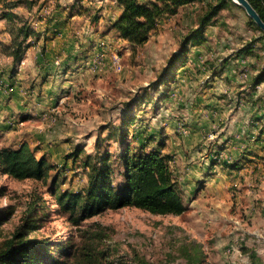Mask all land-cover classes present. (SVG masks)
Segmentation results:
<instances>
[{
  "label": "rangeland",
  "instance_id": "1",
  "mask_svg": "<svg viewBox=\"0 0 264 264\" xmlns=\"http://www.w3.org/2000/svg\"><path fill=\"white\" fill-rule=\"evenodd\" d=\"M112 1L0 0V87L5 93L14 89L11 83L31 90L34 72L28 67L35 50L46 52L53 41L55 49L67 46L69 36L81 50L78 60L90 71L84 80H96L101 88L86 87L65 113L50 110L43 114L47 126L40 124L36 131L43 125L50 133L62 123L69 132L57 140L70 144L53 153L47 148L57 145L51 134L25 131L27 127L21 123L22 128L16 127L18 121L10 118L0 121L8 126L0 128V150L17 149L27 140L39 158L46 157L53 165L48 182L17 180L0 171V250L37 213L41 221L26 237L50 245L47 264L68 262L74 254L83 259L84 254L94 252L101 257L99 264H193L196 257L212 264H264V93L252 97V75L245 89L237 86L232 94L227 90L232 83L221 77L220 68L225 61L238 66L236 60L250 48L254 52L245 54L264 64L261 31L242 7L229 0L200 29L211 11L209 4L219 8L221 1L204 0L166 15L150 39L136 45L114 28L122 9ZM110 11L115 13L113 20L108 17ZM24 29L29 31L27 38L19 33ZM197 30L203 33L201 43L187 45L191 46L189 54L195 51L197 58L186 63L185 70L170 71L169 62ZM18 36L24 55L16 63L11 52ZM91 36L95 38L89 40ZM114 55L120 56L122 71L113 65ZM58 56L63 65L65 57ZM210 92L223 102L221 118L195 112L198 97ZM248 105L257 106L255 113L263 112L261 120L254 118ZM201 109L207 111L208 106ZM197 118L208 128L195 130L191 122ZM128 120L135 121L127 124ZM244 127L249 131L242 133ZM141 129L156 135L153 146L163 139V152L170 157L187 210L162 215L126 207L106 210L80 224L59 212L51 187L83 191L88 184L86 160L96 156L98 149L110 152L115 184L123 182L121 136L131 140ZM259 136L260 147L248 145L257 143ZM256 159L257 165H251ZM194 165L199 166L197 181L191 178Z\"/></svg>",
  "mask_w": 264,
  "mask_h": 264
},
{
  "label": "trees",
  "instance_id": "2",
  "mask_svg": "<svg viewBox=\"0 0 264 264\" xmlns=\"http://www.w3.org/2000/svg\"><path fill=\"white\" fill-rule=\"evenodd\" d=\"M200 1L204 0H150L144 3L140 0H116L122 13L113 25L120 36L133 44L143 45L150 39L151 32L160 19L168 14L177 13L180 7ZM226 1L221 0L218 4L219 8L209 4L211 11L202 19L200 29L210 22L211 17L224 6ZM229 1L234 3L232 0ZM249 2L264 20V0H249ZM250 23L261 31L264 38V32L252 19ZM201 31L197 30L185 39L184 49L177 51L169 62L170 71L171 69L176 71L186 64L191 49V46L187 48V45L201 43L203 36ZM19 33L25 38L29 36V31L26 29L20 30ZM20 36L15 37L11 52L16 63L20 62L24 55L23 41L18 40ZM248 52H252V49H248ZM262 81H264V67L257 78V83ZM130 121L135 120H128L127 124H130ZM125 122L126 120H123V124ZM141 136L145 138H140ZM121 139L124 144L120 147L123 182L119 186L115 184V169L110 152L101 153L98 149L96 156L90 155L86 160L88 184L83 191L61 190L57 189L56 185L51 187L50 191L55 196L58 211L68 214L70 221L75 224H80L85 219L106 210L126 207H135L153 214H183L187 206L177 189V181L169 164L170 157L163 152L165 148L163 139L158 140V146H153V140L158 138L153 133L146 134V130L142 129L135 131L131 140H127L125 134ZM52 170L53 165L46 157L38 158L26 142L17 149L0 150V171L14 179L48 182ZM40 221L37 213L33 214L24 224L23 232L18 231L14 234L13 239L0 250V264H47L45 258L52 255L50 245L36 238L26 237L28 232L32 231L31 234L34 232ZM84 256L82 259L78 254H74L71 255L70 261L65 263L57 261L55 264H99L101 261V257L96 252ZM194 261L193 264H212L198 257Z\"/></svg>",
  "mask_w": 264,
  "mask_h": 264
},
{
  "label": "crops",
  "instance_id": "3",
  "mask_svg": "<svg viewBox=\"0 0 264 264\" xmlns=\"http://www.w3.org/2000/svg\"><path fill=\"white\" fill-rule=\"evenodd\" d=\"M104 1H108V0H104ZM115 2L116 0L112 1V4H114ZM111 9L112 8H110V10ZM114 16L115 13L110 11L108 14L109 19L113 20ZM94 38L95 36H91L89 40H93ZM65 41L69 43L67 44V46L66 45H64L63 47L61 46V48L55 49L54 48L55 41H53L52 44H49L50 48L46 50V52H43L39 49L35 50L34 60L31 61L33 64H30V66L28 67L30 70L34 72L35 84L32 86V88H30L31 90L27 91L24 89L25 87H21L17 83H11L12 85L15 84V87L13 90L10 91V93H5V91L2 90V87H0V95H1L0 121L10 118L12 120L18 121V124L15 125L16 127L18 128H22L23 126L24 128L27 127L25 131L34 130L36 134L37 133L42 135L46 134V136L48 134H51L52 137L56 138V142L54 143L57 144L54 146L47 147L49 152L51 153H53V151L55 150L61 149V147L70 144L69 142L66 141L57 140L58 137H62V138L67 137V134H69V132L68 130H65V126L62 123H60V125H58L59 127L57 126L53 131L51 132L49 131L50 133L45 132V126L47 125L46 122L42 120L43 114H45L50 110H53L54 112L57 111L58 114L62 113V111H64L65 113L67 109L68 110L70 109L67 108L68 106L76 104L77 99L84 95L83 91L85 90L86 87L97 89L99 91L101 89L98 81L95 80L92 81V83H90L87 78L84 80L83 78L84 76L90 77V71L85 66V64L82 63L81 60L80 61L78 60V57H80V53H81L78 44L75 43L74 40L70 38V36L66 38ZM258 43H260V41ZM252 52H254L253 49ZM252 52H248V50H244V52H242V54L240 55V58L236 60L237 62L240 61L238 66H232L231 64H229L228 62L226 63L225 61L224 65L220 67L223 70L221 77L222 78L227 77V79H229V81H231L232 83L230 86L227 87V90H232L231 92L232 94L234 93V90L237 89L236 88L237 86L240 88V90L245 89L246 87L244 83H248V81H250L249 78L252 75H254V78H252L254 79V84L256 83L255 85L253 84L254 90L251 92L252 97L257 96L258 93L260 92L256 89V85L258 84L264 85V81L257 83V78L260 75L264 67V64L261 65L258 60H255L245 54ZM59 54L61 55V57H65V62H63V65L61 58H59L60 56H58ZM195 58H197V53L194 51L192 55L189 54V58L187 59L186 63H188L189 61L193 62ZM253 66H254L253 70L250 71ZM255 67H259L260 69H255ZM185 68L186 66H183L179 69V71L185 70ZM216 79L218 78L216 77ZM213 84L216 85V83ZM79 91H81L82 95H79ZM91 91L92 90H89L87 92H91ZM205 91H207V89ZM95 93L96 92L94 91L93 95L91 96H94ZM210 93L211 94L198 97L199 104L198 106L195 107V112L202 114L205 117L208 114H210L209 116H214L215 118L216 117L221 118L222 116L221 112L225 110L223 102H221L216 97L212 96L214 92H210ZM242 99L243 98H241V100ZM205 105L208 106L207 111L201 109V107ZM251 106L252 108L248 105L247 109L250 107L249 109L253 113H255V110H257V106L255 105H251ZM262 113H263L262 111L255 113L254 118H257V120H261L258 117L259 116L261 117ZM92 114L94 115V113ZM68 115L69 113L65 114L64 117L68 118L69 117ZM34 117L36 120H34ZM198 120L199 119L197 118L193 120V122H191L195 130H199V129L201 130L202 128L207 127L206 126L207 124L203 125L202 122L199 123ZM31 122L33 124H31ZM20 123L23 126L22 125L19 126ZM40 124H43L45 126L42 125L41 126L42 130L36 131L37 127H40ZM3 127H8L5 122L0 125V128ZM246 131H249L248 127H244L242 133H245ZM154 133H157V130H155ZM28 136L30 135L28 134L26 139H28ZM246 137H250L248 132L246 134ZM262 137H264V135ZM262 137L257 143H254V145H252V143L250 142H248V145L251 144L250 145L251 147L253 146L260 147V145L263 144V142H261ZM25 142H22L19 146H21ZM60 142L63 143L60 144ZM19 146H16L14 148H17ZM258 161L259 160L256 159V161L251 165L254 164L257 165ZM193 168L195 169V171H193V175L191 178L197 181L198 180L197 170H199V166L194 165ZM193 183L194 182L191 181V185Z\"/></svg>",
  "mask_w": 264,
  "mask_h": 264
},
{
  "label": "water",
  "instance_id": "4",
  "mask_svg": "<svg viewBox=\"0 0 264 264\" xmlns=\"http://www.w3.org/2000/svg\"><path fill=\"white\" fill-rule=\"evenodd\" d=\"M236 5L242 7L247 15L256 23V25L264 32V20L253 7L249 0H232Z\"/></svg>",
  "mask_w": 264,
  "mask_h": 264
},
{
  "label": "built area",
  "instance_id": "5",
  "mask_svg": "<svg viewBox=\"0 0 264 264\" xmlns=\"http://www.w3.org/2000/svg\"><path fill=\"white\" fill-rule=\"evenodd\" d=\"M113 65L115 66L117 71H122V62L120 56L118 55L113 56ZM256 89L260 92H264V87L262 84L256 85ZM180 129H183V127H180Z\"/></svg>",
  "mask_w": 264,
  "mask_h": 264
}]
</instances>
